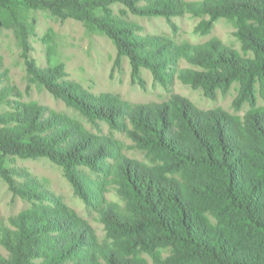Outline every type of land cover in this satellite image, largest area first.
Segmentation results:
<instances>
[{
	"label": "trees",
	"instance_id": "trees-1",
	"mask_svg": "<svg viewBox=\"0 0 264 264\" xmlns=\"http://www.w3.org/2000/svg\"><path fill=\"white\" fill-rule=\"evenodd\" d=\"M19 1L24 0H0V24H5L1 14ZM41 1L53 14L76 18L111 38L118 56L129 58L134 76L144 67L161 83L171 79L177 55L170 43L137 35L135 24L116 16L110 5L169 16L181 10L178 1ZM185 9L208 16L197 25L201 32L208 33L219 18L232 21L250 55L213 38L182 52L202 70L186 68L181 77L211 96L238 83L234 104L247 102L249 109L243 116L202 110L182 97L127 109L66 79L62 65L39 67L27 60L28 72L55 97L91 121L117 129L129 123L137 145L153 156L151 164L127 158L119 163L115 181L125 204L98 207L106 230L100 240L40 183L28 178L17 184L2 165L6 156L46 157L63 167L76 194L91 203L94 192L79 167L104 172L106 159L115 154L111 141L88 133L67 114L13 101L11 111L0 112V173L32 206L11 216L10 227L1 230L0 243L10 258L0 253V264H149L141 252L155 264H264V106L256 104V86L264 99V0H202ZM13 93V86L0 88V102Z\"/></svg>",
	"mask_w": 264,
	"mask_h": 264
},
{
	"label": "rangeland",
	"instance_id": "rangeland-1",
	"mask_svg": "<svg viewBox=\"0 0 264 264\" xmlns=\"http://www.w3.org/2000/svg\"><path fill=\"white\" fill-rule=\"evenodd\" d=\"M176 1L181 5V10L169 16L138 15L121 3L110 5L116 16L135 24L137 35L158 37L173 47L177 56L170 66L171 79L166 83L156 80L152 72L144 67L134 76L129 58L118 56L111 38L76 18H61L53 14L41 0L19 1L1 14L5 24H0V88L13 86L17 95H8L0 102V112L11 111L13 101L43 105L74 118L88 133L109 139L115 153L106 159L104 172L79 167L93 189L94 197L91 203H86L76 194L65 176L63 167L46 157L6 156L2 166L17 184L25 182L28 178L40 183L79 219L90 224L100 240L105 239L106 230L100 220L98 207L113 202L122 207L125 204L123 197L117 192L118 184L115 181L119 163L127 158L151 164L153 152L137 145L132 136L133 127L129 123L122 129H117L106 121H91L80 111L55 97L44 84L28 72L27 60L33 59L39 67L62 65L66 79L94 96L113 97L127 109L167 103L173 98L182 97L202 110L221 108L233 115L243 116L250 106L247 102L242 103L240 107L234 104L238 83H234L226 92L217 89L211 96L202 87H194L181 77L186 68L202 70L187 62L182 57V52L213 38L245 54L235 34L234 23L219 18L208 33L201 32L197 30V25L208 16H197L187 11L185 4L202 0ZM147 3L149 2L140 1L139 5ZM256 97V104L264 106L258 86ZM30 206L32 201L15 193L0 173V234L4 227H10L8 220L11 216ZM159 250L163 256L169 254L168 248ZM0 253L10 258L9 252L1 243ZM141 256L147 258L149 264H155L151 255L141 252ZM32 262L36 264L39 261Z\"/></svg>",
	"mask_w": 264,
	"mask_h": 264
}]
</instances>
